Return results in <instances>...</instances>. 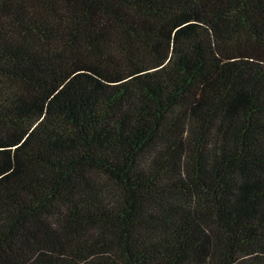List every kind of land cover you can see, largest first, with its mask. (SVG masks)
<instances>
[{
	"label": "trees",
	"instance_id": "16d2710c",
	"mask_svg": "<svg viewBox=\"0 0 264 264\" xmlns=\"http://www.w3.org/2000/svg\"><path fill=\"white\" fill-rule=\"evenodd\" d=\"M0 264H264V0H0Z\"/></svg>",
	"mask_w": 264,
	"mask_h": 264
}]
</instances>
